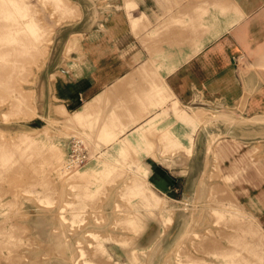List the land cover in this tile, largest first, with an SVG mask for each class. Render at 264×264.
I'll use <instances>...</instances> for the list:
<instances>
[{
	"label": "rangeland",
	"instance_id": "374dc122",
	"mask_svg": "<svg viewBox=\"0 0 264 264\" xmlns=\"http://www.w3.org/2000/svg\"><path fill=\"white\" fill-rule=\"evenodd\" d=\"M125 1L135 2L0 0V264H264V235L220 181L213 149L218 141L254 143L246 157L263 164L264 123L204 126L205 116L233 110L183 107L205 113L195 121L194 157L170 167L180 186L168 197L149 182L148 193L137 188L132 179L142 167L123 165L121 152L61 172L65 141L80 137L89 146L90 139L80 124L61 119L66 111L53 83L71 61L76 33L91 31ZM251 63L242 58L239 74L261 99L264 70ZM259 105L236 116H264ZM78 172L88 176L75 180Z\"/></svg>",
	"mask_w": 264,
	"mask_h": 264
},
{
	"label": "crops",
	"instance_id": "0c3cea01",
	"mask_svg": "<svg viewBox=\"0 0 264 264\" xmlns=\"http://www.w3.org/2000/svg\"><path fill=\"white\" fill-rule=\"evenodd\" d=\"M76 35L81 38L71 41V61L53 83V96L66 111L61 119L80 124L77 131L90 139L88 166L119 152L123 165L141 166L132 180L143 193L147 182L167 197L180 186L170 167L194 157L195 121L205 113L189 109L221 105L239 119L237 114L258 112L264 102V95L258 98L249 87L252 81L245 83L238 64L244 58L264 70V0L125 1L91 31ZM224 114L205 116L202 123H229ZM91 126L101 134L99 146ZM254 145L218 141L213 149L220 181L229 184L264 235V163L246 157ZM87 176L78 172L74 179ZM159 202L153 203L159 207Z\"/></svg>",
	"mask_w": 264,
	"mask_h": 264
},
{
	"label": "built area",
	"instance_id": "2783aa9c",
	"mask_svg": "<svg viewBox=\"0 0 264 264\" xmlns=\"http://www.w3.org/2000/svg\"><path fill=\"white\" fill-rule=\"evenodd\" d=\"M93 159L87 143L80 137L69 139L67 154L61 167L63 174H72L81 169Z\"/></svg>",
	"mask_w": 264,
	"mask_h": 264
},
{
	"label": "bare ground",
	"instance_id": "6f19581e",
	"mask_svg": "<svg viewBox=\"0 0 264 264\" xmlns=\"http://www.w3.org/2000/svg\"><path fill=\"white\" fill-rule=\"evenodd\" d=\"M79 41V40H78ZM76 42V41H75ZM79 43V42H78ZM77 44V43H76ZM72 45V44H71ZM75 45V44H73ZM72 45V48H74ZM77 46V45H76ZM79 46V45H78ZM71 48V47H70ZM73 50V49H72ZM222 114V113H221ZM221 117V116H219ZM222 118H225L227 122L235 125L237 123H264V116H257L256 118H253V119H246V118H239V119H236L235 117H232V114L230 113H226L224 114V116ZM230 125V124H229Z\"/></svg>",
	"mask_w": 264,
	"mask_h": 264
}]
</instances>
